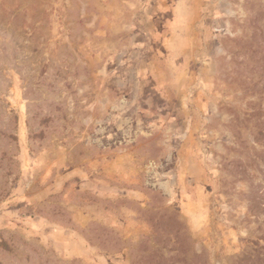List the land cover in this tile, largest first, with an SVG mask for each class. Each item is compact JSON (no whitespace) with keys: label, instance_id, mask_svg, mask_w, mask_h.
Listing matches in <instances>:
<instances>
[{"label":"rangeland","instance_id":"obj_1","mask_svg":"<svg viewBox=\"0 0 264 264\" xmlns=\"http://www.w3.org/2000/svg\"><path fill=\"white\" fill-rule=\"evenodd\" d=\"M0 264H264V0H0Z\"/></svg>","mask_w":264,"mask_h":264}]
</instances>
